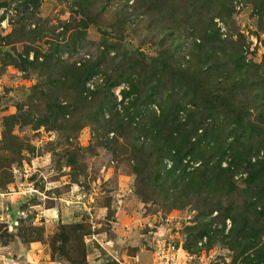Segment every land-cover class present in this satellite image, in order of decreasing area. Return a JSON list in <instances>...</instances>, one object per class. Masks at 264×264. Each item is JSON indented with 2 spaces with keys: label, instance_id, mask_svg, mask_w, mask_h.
Instances as JSON below:
<instances>
[{
  "label": "rangeland",
  "instance_id": "obj_1",
  "mask_svg": "<svg viewBox=\"0 0 264 264\" xmlns=\"http://www.w3.org/2000/svg\"><path fill=\"white\" fill-rule=\"evenodd\" d=\"M188 1L156 0L144 12V0H0V228L10 234L0 237V264H69L78 254L72 224L88 232L83 264H262L244 250L253 235L242 242L232 221L247 202L245 164L234 192L210 210L187 189L176 194L180 176L158 182L154 158L166 168L172 161L142 146L143 136L134 141L160 106L183 121L193 101L205 112L201 126L220 132L200 138L212 158L225 149L220 168L234 161L233 144L257 138L255 127L263 142H252L250 160L264 159V98H254L264 91V0H200L208 11ZM203 32L240 42L245 71L261 76L238 95L247 100L243 123L212 114L207 100L221 72L213 66L227 59L204 56L213 42ZM189 60L209 82L191 79ZM118 71L125 80L108 87ZM120 117L128 125L115 132ZM199 163L183 159L186 170Z\"/></svg>",
  "mask_w": 264,
  "mask_h": 264
},
{
  "label": "trees",
  "instance_id": "obj_2",
  "mask_svg": "<svg viewBox=\"0 0 264 264\" xmlns=\"http://www.w3.org/2000/svg\"><path fill=\"white\" fill-rule=\"evenodd\" d=\"M144 1L145 4L142 2L141 7H145L143 10L144 12H149L150 8L153 6V1L156 0ZM199 2L200 0H189L187 6L192 8L198 7L200 11H208V8H202ZM208 7H212V5L210 4ZM196 9L197 8H195V10ZM202 35L205 36V43L213 42L212 47L208 52L204 53V56H208V58L219 57L227 59L225 61L222 60L223 65L218 63L213 66L214 68L221 69V72H216V78L212 82L214 92L212 97L207 100L211 102L212 114L223 112L226 117H234L237 122L243 123L240 107L243 106V104L247 106L245 104L247 100L246 97L242 100L243 96L238 95L242 93L247 86L251 87L253 85V87L256 88L255 85H258L256 83V78L261 80V76L254 73L252 75L245 71L248 65L241 56L240 42L238 43L231 39L221 41L216 35H206L205 32H203ZM195 45L196 50L202 53L203 43ZM194 53L195 51L191 52L193 55ZM193 62L189 60V66L186 68L191 79H193V81L198 79L199 81V79H205L206 77L209 82L208 72L199 64L194 66ZM195 63H199V60H196ZM179 64L181 65V62H179ZM178 70H180V68H178ZM124 75L125 72L120 73V71H118L113 82L109 83L108 87H113L119 84L120 81L125 80ZM191 79H189L190 82L194 83ZM202 81L204 82V80ZM196 88L200 89L199 92H203L201 85L196 84ZM130 91L138 92V86L131 83L129 92ZM259 91L260 92H257L256 95L254 94V98H264V91ZM192 98H190L187 103L191 102ZM191 103L195 105L196 111L194 110V112H197V115L189 110L186 119L183 121L177 114V108L173 110L171 107L160 106L161 112L159 114L155 112L150 114L136 133L134 141L139 140L138 138L143 136L144 140L142 144L144 145L142 146L148 145L149 150L151 148L153 153L161 158L166 155L172 161L171 166L166 168V165H163L161 160H156L154 158L157 167L153 169L154 171L150 170L149 167V171L154 174V178H156L158 182L165 177L180 176V181L176 180L174 184L176 194L181 196L182 191L187 189L193 195L190 202L196 200V206H208L210 210L213 206H221L223 197H227L234 192V184L231 180L232 176L238 168L243 167L245 164L244 168L248 170L250 179L247 180L246 187L239 191L242 193L244 201L247 202L236 212L237 217H234L232 221L233 226L238 227L237 230L240 232V236L243 237H239L242 242L248 240L244 238H248L249 234L253 236L252 241L250 240L247 242L248 244L235 245H237V247L238 245L239 247L240 245H244V250H253V258L264 264V159H259L255 162H251L250 160L254 153V145L252 142H256L255 144L259 146L261 142H263V138L262 136L258 138L259 130L255 127L257 138L255 139L254 136L247 135L245 138L250 141V143L248 142L249 144L238 141L236 142L237 144H233L236 145L232 148V152L234 153L232 157L234 161L230 162L227 167L220 168L222 161L221 157L225 153V149H222L220 145L216 147L218 154L212 158L211 155L207 154L208 144L206 143L210 141V137L217 141L220 137V132L215 129L212 124L202 127L201 125L205 122V112L202 109L198 111V104L193 101ZM258 119L261 123H264V115H259ZM126 125L128 124L122 121L120 117L117 122L111 124V130L118 132L120 128ZM198 129H201L200 137L198 135L199 140L191 143L190 141L194 137L193 135L197 134ZM200 138L201 140L206 139V144H201ZM187 155H190L195 160L199 159L200 161L197 166L190 170H186V164H183V159ZM71 227L77 232L76 249L78 254L76 258H67V261L69 264H83L86 261V253L82 235L88 232L83 228L82 224H72ZM7 235H10L7 228L3 230L0 228V237ZM199 237H201V235ZM197 238L198 237H195L193 240L195 241ZM259 243L261 244L259 245Z\"/></svg>",
  "mask_w": 264,
  "mask_h": 264
},
{
  "label": "water",
  "instance_id": "obj_3",
  "mask_svg": "<svg viewBox=\"0 0 264 264\" xmlns=\"http://www.w3.org/2000/svg\"><path fill=\"white\" fill-rule=\"evenodd\" d=\"M16 255L18 260H23L26 257L25 251L22 246L16 248Z\"/></svg>",
  "mask_w": 264,
  "mask_h": 264
},
{
  "label": "built area",
  "instance_id": "obj_4",
  "mask_svg": "<svg viewBox=\"0 0 264 264\" xmlns=\"http://www.w3.org/2000/svg\"><path fill=\"white\" fill-rule=\"evenodd\" d=\"M8 207L6 206V209H7Z\"/></svg>",
  "mask_w": 264,
  "mask_h": 264
},
{
  "label": "crops",
  "instance_id": "obj_5",
  "mask_svg": "<svg viewBox=\"0 0 264 264\" xmlns=\"http://www.w3.org/2000/svg\"><path fill=\"white\" fill-rule=\"evenodd\" d=\"M26 254V253H25Z\"/></svg>",
  "mask_w": 264,
  "mask_h": 264
}]
</instances>
